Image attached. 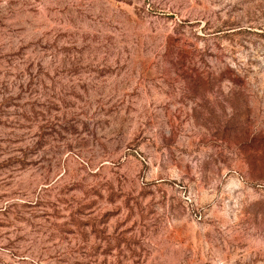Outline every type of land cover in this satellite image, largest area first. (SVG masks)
<instances>
[{
	"label": "rangeland",
	"instance_id": "rangeland-1",
	"mask_svg": "<svg viewBox=\"0 0 264 264\" xmlns=\"http://www.w3.org/2000/svg\"><path fill=\"white\" fill-rule=\"evenodd\" d=\"M0 264H264V0H0Z\"/></svg>",
	"mask_w": 264,
	"mask_h": 264
}]
</instances>
